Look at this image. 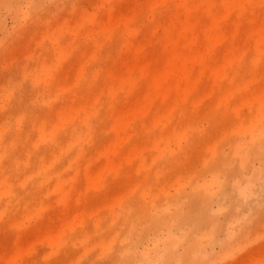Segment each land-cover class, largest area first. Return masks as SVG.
I'll use <instances>...</instances> for the list:
<instances>
[{"label": "rangeland", "instance_id": "1", "mask_svg": "<svg viewBox=\"0 0 264 264\" xmlns=\"http://www.w3.org/2000/svg\"><path fill=\"white\" fill-rule=\"evenodd\" d=\"M0 264H264V0H0Z\"/></svg>", "mask_w": 264, "mask_h": 264}, {"label": "bare ground", "instance_id": "2", "mask_svg": "<svg viewBox=\"0 0 264 264\" xmlns=\"http://www.w3.org/2000/svg\"><path fill=\"white\" fill-rule=\"evenodd\" d=\"M43 165V164H42ZM53 165V164H52ZM68 188V187H67ZM66 199V198H65ZM18 254H20V252L18 253Z\"/></svg>", "mask_w": 264, "mask_h": 264}]
</instances>
